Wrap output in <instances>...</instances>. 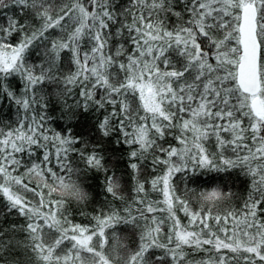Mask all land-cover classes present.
<instances>
[{
    "label": "snow or ice",
    "instance_id": "snow-or-ice-1",
    "mask_svg": "<svg viewBox=\"0 0 264 264\" xmlns=\"http://www.w3.org/2000/svg\"><path fill=\"white\" fill-rule=\"evenodd\" d=\"M0 17V98L17 109L0 126V195L24 219L0 227V264H264V0H0ZM55 104L66 120L97 122L55 131ZM108 140L134 161L130 202L107 174ZM73 158L103 171L122 205L93 227L69 219L66 205L88 199ZM149 160L161 174L136 179ZM230 169L250 177L246 197L230 175L201 183V170ZM18 230L27 242H14Z\"/></svg>",
    "mask_w": 264,
    "mask_h": 264
},
{
    "label": "trees",
    "instance_id": "trees-1",
    "mask_svg": "<svg viewBox=\"0 0 264 264\" xmlns=\"http://www.w3.org/2000/svg\"><path fill=\"white\" fill-rule=\"evenodd\" d=\"M125 2L126 0H121V3ZM2 19L3 18L0 17V21H2ZM13 88L14 90L19 91V83L15 82L13 84ZM75 91H78V89ZM73 98L79 99L78 97H75V92L72 96H69L68 103L71 104L73 102ZM49 112L52 114V119L49 122V127L55 131L70 128L72 133L75 135L86 134L89 131L91 125L97 122L94 115L90 116V118L88 119L81 118L78 120L74 119L71 121L66 120L62 118V113L59 104L51 106L49 108ZM16 116V107L13 104L9 103L6 98H0V126H3L5 128H7L8 125L14 126ZM98 135V133H94L93 138ZM223 135L227 136V134ZM166 139L172 142L173 146H178V142H176L173 137L169 136L166 137ZM211 140H213V142L209 141L208 143L207 141L205 145L210 152L215 150V140L214 138ZM53 151L55 150L53 149ZM104 152V160L108 168L107 174L111 175L112 173H115V175L120 178L121 184L123 185L125 190L126 199H129L134 195L132 190L134 188L135 181L133 178V170L130 167V163L134 161L129 160L127 147L122 144H114L112 140H108ZM227 154L232 155V153L230 152ZM161 155L163 156V154ZM70 162L73 164L74 167H78L82 170L78 182L81 184L80 187L82 192L87 193L88 199L86 202L81 203L79 205L74 202L66 205V208H68L70 213L69 219H71L74 223L80 224L82 226L93 227L95 224L94 220L92 219L93 216L98 215L101 210L107 211L109 208L122 205H119V202L115 205L112 203L111 195L108 194L105 190L106 174L103 171L88 170L87 172H84V165L78 159L73 158ZM50 166H52L54 169H58L54 158L52 161V165ZM163 167V165H158L153 171L150 160L145 161L143 164H141V168L143 169V171L139 174V176L136 177V179H139L141 181L145 179L150 180L153 176L160 175L161 169ZM19 171L23 172L24 169L21 168ZM15 174L16 173H14V175ZM181 175V173H177L173 178L174 183H177L178 187L180 188L183 187L182 182L179 181V177ZM229 175L232 177V179L227 181V188L231 191L238 193L241 197H246L247 190L250 189V177H245L244 175L240 174L239 169H230L228 172L223 173H208L205 170H201V183H203V181L207 180L210 177L223 182L225 178ZM25 182H28L27 178L25 179ZM34 183L35 182L33 181V184ZM146 187H148V185H146ZM45 192H47V190H45ZM60 192L62 193L61 195H56L55 193L53 194L52 198L55 199L56 196L68 198L72 195L70 192ZM26 195L29 197L32 196L31 193H27ZM157 195L158 193H150V198H153ZM48 198L49 197L46 195L45 199L47 200ZM217 204L218 205L216 210L223 212L225 207L223 202H217ZM241 205V199H237L233 202V206L236 208H239ZM178 215L181 218L182 223L187 224V218L185 217L184 213L180 212ZM23 223L24 219L22 217L16 215L15 212L10 213L7 211V201L2 195H0V227L7 229L10 225H21ZM168 223H170V221ZM229 227H231V225H229ZM166 229L167 225L165 226V230ZM116 231L121 237H126L130 235L132 228L131 226L120 224L117 225ZM10 234L14 237V242H27V233L23 231L18 230ZM161 240L163 241V234L161 235ZM222 253L228 255L229 257L233 255L227 250H222ZM16 254L19 255V253ZM194 255H196L197 257L207 258V256L210 254L200 252Z\"/></svg>",
    "mask_w": 264,
    "mask_h": 264
},
{
    "label": "clouds",
    "instance_id": "clouds-1",
    "mask_svg": "<svg viewBox=\"0 0 264 264\" xmlns=\"http://www.w3.org/2000/svg\"><path fill=\"white\" fill-rule=\"evenodd\" d=\"M62 193L60 191H57L56 195H61Z\"/></svg>",
    "mask_w": 264,
    "mask_h": 264
},
{
    "label": "rangeland",
    "instance_id": "rangeland-1",
    "mask_svg": "<svg viewBox=\"0 0 264 264\" xmlns=\"http://www.w3.org/2000/svg\"><path fill=\"white\" fill-rule=\"evenodd\" d=\"M209 141H210V142H213V140H211V139H210ZM209 141H208V143H209Z\"/></svg>",
    "mask_w": 264,
    "mask_h": 264
}]
</instances>
